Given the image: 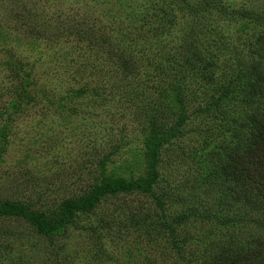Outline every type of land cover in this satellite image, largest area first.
Here are the masks:
<instances>
[{"label":"rangeland","instance_id":"rangeland-1","mask_svg":"<svg viewBox=\"0 0 264 264\" xmlns=\"http://www.w3.org/2000/svg\"><path fill=\"white\" fill-rule=\"evenodd\" d=\"M203 1L0 0V205L54 223L108 180L141 186L96 197L47 236L0 215V264H212L222 248L264 239L263 205L236 198L241 186L219 172L248 143L247 110L237 93L218 98L230 70L240 89L261 64L264 0H211L219 12ZM182 42L205 44L194 79L204 95L183 103L165 87L145 116L148 88L124 99L115 56L144 61L152 84L158 55ZM14 83L32 98L15 110L4 107Z\"/></svg>","mask_w":264,"mask_h":264},{"label":"trees","instance_id":"trees-1","mask_svg":"<svg viewBox=\"0 0 264 264\" xmlns=\"http://www.w3.org/2000/svg\"><path fill=\"white\" fill-rule=\"evenodd\" d=\"M180 1H182V4L188 2V0ZM203 4L205 7L214 6L218 12L222 10L218 4L215 6L216 4L211 0L203 1ZM189 10L198 11V7H193ZM226 14L229 13L226 12ZM242 15L256 22L263 19L258 14L250 11ZM119 35L122 37L123 33H119ZM204 46L205 44L197 42L183 43L175 47L170 46V49L173 50L172 52L167 54L168 51H166L165 54L158 55L162 57V60H158V65L153 67V70H158L152 76V84L151 75L147 76V74L142 71L140 72V67H145L141 64V62L144 61H141L139 58L124 59L126 57L118 59L115 56L116 60L114 64L117 61L119 69L115 72L114 76L117 77L119 81L122 80L124 84L119 91L123 95L130 92L133 93L135 85L143 86L140 87L138 91L135 90L138 93L148 88L147 91L144 90L146 95L140 97L141 100H138L141 104L140 108L145 110V116H147L148 110H152L153 106L158 105L160 89L164 90L165 87L175 88L177 91L176 93H180L178 94L179 101L183 103H185V101L192 103L196 99H201L204 93L201 92L202 90H200L199 87H202L203 83L201 80H204V77L201 76V79L197 77L199 80L198 82H194V79L199 73L198 69L202 66L200 63H202L203 60H201V55L199 54L202 53L201 48L203 49ZM258 56L261 59V64L254 70L252 76L246 80L244 87L239 89L237 86V88H234L240 76L235 74L233 70H230V74L224 85L225 87H223V90L219 93L218 98L224 97L227 94L230 96L231 94L237 93L235 96L236 101H238L241 106L243 104L246 107V119L248 120L244 136L248 143L244 146L242 152L235 151L230 154V156H226L229 157V160L226 161L225 164H222L219 168V172L222 174L221 177L223 180H230L237 183V186H241L242 192L241 194H235L236 198L238 196H242L244 199L246 197H248V199L251 198V200H249L251 203L258 202L262 204L264 208V46L259 49ZM145 62H147V60ZM79 63H81V67L82 65H98V63L88 64L87 60L86 62L81 60ZM7 65V70L12 73V76H16L17 74L21 76L24 75V80H28L26 78L27 75L24 73L21 74L17 66H15L16 69H11L13 66L10 64ZM101 65L103 64L101 63ZM91 67L94 68V66ZM105 74L106 73H104V76ZM10 86H12V91H14V98L9 99L4 104V107L15 110L18 105H27L31 102L30 84L14 83L10 84ZM157 86L159 87L151 97V90ZM84 87L82 88L86 89ZM216 88H221V83L217 82ZM182 93H184V95H181ZM123 97L124 99L127 98L125 95H123ZM145 100L146 102H143ZM4 109L5 108H2L0 110V114L2 113V115H4L6 113ZM8 114L9 113H6L5 116ZM151 149H153V146ZM129 188L140 189L141 186L136 182L125 183L120 179L108 180L103 186L95 190L92 198L88 199V197L77 200L76 202H66L62 211L63 217L54 223L47 222L44 217L38 214H27L20 210L16 204L11 202H3L0 205V215L5 214L24 218L27 223L35 228L39 235L47 236L60 229L63 223L68 221L73 210H86L96 202V197L104 193L113 194ZM251 194L252 196L255 195L256 198H252ZM180 220L181 218L174 217L172 224H177ZM232 220V218H222V220H218V222L221 225H226ZM255 224L260 225V227L264 229V212L263 215H259ZM220 251L221 252L212 260V264H264V239L258 238L252 240L243 248H222Z\"/></svg>","mask_w":264,"mask_h":264}]
</instances>
